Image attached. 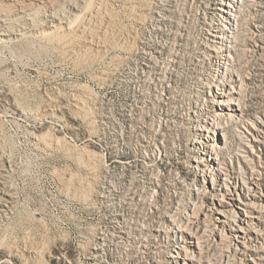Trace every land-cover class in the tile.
<instances>
[{
	"label": "rangeland",
	"instance_id": "obj_1",
	"mask_svg": "<svg viewBox=\"0 0 264 264\" xmlns=\"http://www.w3.org/2000/svg\"><path fill=\"white\" fill-rule=\"evenodd\" d=\"M95 7L68 33L0 38V152L16 196L0 264H173V236L199 237L181 264H264V208L240 242L201 213L214 179L264 194V145L242 156L264 137V0ZM212 142L201 179L206 161L192 164ZM187 214L196 237L170 228Z\"/></svg>",
	"mask_w": 264,
	"mask_h": 264
},
{
	"label": "bare ground",
	"instance_id": "obj_2",
	"mask_svg": "<svg viewBox=\"0 0 264 264\" xmlns=\"http://www.w3.org/2000/svg\"><path fill=\"white\" fill-rule=\"evenodd\" d=\"M2 2L4 5L11 6V9L7 10L6 12H4L5 9L4 11L2 10L0 11L1 40L3 38H12V39L19 37L21 38V36L26 33L43 34L48 32L51 33V31L54 30H57V32L60 30L61 33L62 31L63 33L65 31L67 32L72 27L73 21L75 24V22L79 20V19L75 20L77 17L81 18L80 16L87 13L88 9L96 10L95 6L97 5L98 0H2ZM92 13L95 12L93 11ZM72 29L73 27L71 28V30ZM3 97L8 98L6 94H3ZM218 98L216 101L213 100L215 104H219V105L231 104V103H225V100H223V102L220 101L222 100L223 97H221L220 100H218ZM13 107L18 113H21V110L19 109L18 106L13 105ZM239 113H241V111ZM231 115L232 114L229 113L228 117L230 118ZM220 117L222 118L223 116ZM220 117L217 116L218 119H220ZM248 143L249 144H246L248 154L247 156L245 154H242V156L254 160V157L257 156L256 153L254 152L255 151L254 148L257 147L258 149H260V146L264 145V137L252 136V138L249 139ZM216 146L218 147L219 145L213 142L208 145L205 144L204 146L202 144V147L199 150V156L201 155V157H198L197 158L198 160L195 159L194 164H192V168L197 170L199 168L197 165L200 162L199 159L203 158V161H206V163L202 164L199 169L200 173L198 176L201 177V179H203L204 176H206L211 171V164H212L211 160L213 158L212 156L214 155L213 152L217 149ZM209 160L211 162H209ZM207 165H209V168L207 167ZM215 169L217 168H213L212 170ZM7 172H8L7 158L4 155V152L3 153L0 152V224L4 219L8 218L9 215L11 216L13 214L15 208L14 203L16 202L15 192L12 187V184L10 183V179L8 182L6 180ZM214 182L215 185L212 186V189L215 190L212 193H210V196L208 197L209 202L205 206L204 212L203 211L201 212L202 215L204 216V220L205 221L207 220L206 227L204 228L217 235L221 234V236H224L226 238L228 237H231L233 239L235 238L237 242H240L239 238H242L241 234L244 235L245 233L243 232L244 230L243 226L250 227L253 219L257 217L256 212L264 208V204H263L264 194L261 193L260 191H257V189L254 190L252 194L250 184L253 182L249 183V185L246 186L245 193L239 192L238 190L236 191L239 185L227 186L224 185L225 183H223V181H219L218 179H214ZM194 184H198V183H196L195 181ZM221 185H223V187ZM242 186L245 185L242 184ZM198 189L199 188L197 187L196 188L197 193H198ZM253 196H255L256 199H254ZM257 200L263 203H258L256 202ZM194 213L195 212H193V214ZM190 214H187L185 215V217H183L187 221L182 219L175 220L174 218L168 220L169 224L171 225L170 228L173 230L175 234L178 233L179 237H185L186 235L187 236L189 235L191 237H196L195 234L196 232L195 231L193 232L192 230V227L194 225L191 226L189 225L190 222H188L189 217H191ZM196 238L197 240L191 239L187 241V243H185L184 245L181 242H179V239L177 237L175 236L172 237L171 248H169L170 251L168 253V257L172 259L173 264H181L180 261L186 263L185 259H190L192 261L195 260L194 258L195 254L193 248L195 247L198 248L199 246L198 245L199 237L197 236ZM230 243L232 244V241H230ZM2 244L0 242V248ZM11 254L12 253L9 250H5V252L1 253L0 260L2 259L6 260L7 257H10ZM242 260L243 261L245 260L247 264L250 262L249 259L246 258V255Z\"/></svg>",
	"mask_w": 264,
	"mask_h": 264
},
{
	"label": "built area",
	"instance_id": "obj_3",
	"mask_svg": "<svg viewBox=\"0 0 264 264\" xmlns=\"http://www.w3.org/2000/svg\"><path fill=\"white\" fill-rule=\"evenodd\" d=\"M217 115H218V114H217ZM217 115H216V117H217ZM227 115H229V113H227ZM215 120H217V118H215ZM213 124H214V125H213ZM212 126H215L214 129L212 130L213 136H215V137H221V136L223 135V136H224V139H223V140H224V142H225V138H226V136H225L224 132H222V133H220V132L218 133V132H217V133H216V128H217V126H216V124H215L214 122L212 123ZM221 138H222V137H221ZM223 140H222V141H223Z\"/></svg>",
	"mask_w": 264,
	"mask_h": 264
}]
</instances>
